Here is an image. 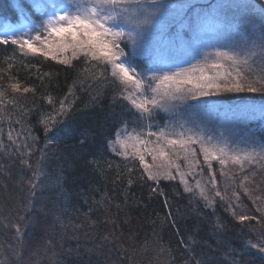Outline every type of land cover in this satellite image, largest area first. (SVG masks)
Segmentation results:
<instances>
[{
    "label": "snow or ice",
    "instance_id": "6c2138e0",
    "mask_svg": "<svg viewBox=\"0 0 264 264\" xmlns=\"http://www.w3.org/2000/svg\"><path fill=\"white\" fill-rule=\"evenodd\" d=\"M34 16L37 18L33 19ZM0 46L66 66L83 57L86 65L101 67L98 74L89 73L88 78L110 80L118 85L113 100L126 102L123 106L136 117L132 123L138 125L129 129V122L121 119L114 138L107 141L108 147L142 169L139 180L155 183L150 193L159 191L162 195L160 180H175L178 176L185 192L193 199L202 200L204 207L214 212L217 200L223 204L229 199L218 187L213 169L215 161L220 165L221 177H228L254 204L264 203L246 186L250 176L256 175L254 171L246 174V169L252 165L264 168V142L249 127L250 123H256L264 129V0H0ZM141 60L146 64L142 66ZM5 62L7 69H0V82L14 79L12 64L8 58ZM51 77L52 73L37 75L41 82ZM73 88L74 85L70 86L58 102L51 94L44 97L52 107L51 112L41 113L38 120L43 127L44 148L39 150L34 168L28 159L21 161L24 168L32 169V174L20 209L24 215H18L19 222L12 226L18 240H22L26 231L22 226L32 212L37 191L45 187L43 182L49 178L44 169L45 150L69 134L61 125L72 109L68 95L73 94ZM7 89L13 94L31 92L35 96L36 93L35 87L23 86L19 81L10 82ZM7 89L0 83V105L4 104ZM229 93L240 95L225 97ZM225 99L229 102L225 103ZM9 103L16 106L17 101L12 99ZM180 108L184 113L177 111ZM157 110L173 116L187 114L188 119L166 124L153 132L150 121ZM29 111L21 109L23 116ZM212 113L242 126L244 136L231 143L223 131L216 137L208 134L210 130L205 125L211 123L208 117ZM16 123L21 124L17 136L26 133L21 145L25 151L20 152L19 148L17 151L21 157H30L39 138L32 134L30 125L25 127L19 119ZM190 123L194 127H188ZM12 132L10 129L7 136L15 144ZM4 147L0 138V148ZM198 153L202 154L203 165L209 172L206 182ZM88 163L98 168L100 161L94 158ZM229 163L239 166L238 177L225 171ZM134 170L127 168L129 186L134 183L131 178ZM196 175L201 179L192 184L188 177ZM20 182H24L23 176ZM55 183L60 186L61 178L57 177ZM231 199L236 203H229L228 210L237 222L257 219L237 214L239 191L233 190ZM257 211L262 213L257 220L261 223L264 209L258 207ZM54 219L59 221L61 217L57 215ZM172 223L175 226V220ZM214 227L219 234L225 225L217 217ZM249 231L257 234L255 239H246L245 250L254 249L264 264V224L259 231L251 227ZM195 243L193 236H188L187 241L180 237V244L188 253L184 264H213V256L195 252ZM8 249L11 255H6L0 264H18L20 253L16 246L9 245ZM124 251L126 255L127 250ZM227 255L236 256V250L229 249ZM231 264L239 261L233 260Z\"/></svg>",
    "mask_w": 264,
    "mask_h": 264
},
{
    "label": "trees",
    "instance_id": "16d2710c",
    "mask_svg": "<svg viewBox=\"0 0 264 264\" xmlns=\"http://www.w3.org/2000/svg\"><path fill=\"white\" fill-rule=\"evenodd\" d=\"M6 58L12 64L14 79L9 81L5 78L0 83L7 89L10 82L19 81L23 86L35 87L36 93L35 96L31 92L13 94L7 89L4 104L0 105V138L5 145L0 148V246H3L0 247V261L11 255L8 246L15 245L20 253L18 264H184L188 253L180 244V237L187 241L188 236H193L195 252L203 251L213 256V264H231L233 260H238L239 264H261L254 249L245 250V241L255 239L257 234L250 232V227L259 231L264 224V221L257 223L262 216L257 208L264 209V203L257 201L254 204L241 189L231 184L228 177H221L217 162L213 161L217 184L229 199L223 204L217 200L213 212L204 207L202 200L193 199L185 192L178 176L175 180H160L162 195L159 191L150 193V188L156 185L137 178L142 169L109 149L107 141L114 138L121 119L129 122V129L138 125L132 123L136 117L123 106L126 102L113 100L119 91L118 85L110 80L88 78L89 73L98 74L101 67L86 65L83 57L74 60L72 66H66L51 59L24 56L19 51L14 53L12 47L0 46V69H7ZM140 63L142 66L145 64L143 60ZM44 73H52V77L41 82L37 75ZM73 85V94L68 95V100L73 102L72 109L61 125L69 134L45 150L44 169L49 178L43 182L45 187L37 191L32 212L22 226L26 231L22 240H18L12 226L19 222L18 215H24L20 209L32 174V169L24 168L21 161L28 159L34 168L40 156L39 150L44 148L43 127L38 120L41 113L52 111L44 97L51 94L58 102ZM224 95L233 97L240 94ZM12 99L17 101L16 106L9 103ZM22 108L30 110L26 116L22 115ZM18 119L25 127L30 125L32 134L39 138L30 157L20 156V152L25 151L21 145L26 133L17 136L21 132V124L16 123ZM164 122L157 110L150 121L154 125L151 131H158ZM249 127L254 128L256 136L264 142V129L256 123H250ZM207 128L210 130L208 134H217L214 126ZM10 129L13 130L15 144L8 140ZM235 131L233 135L227 134L231 136V143L239 141L245 133L239 124ZM82 139L84 144L80 143ZM94 158L100 161L98 168L88 163ZM198 159L204 167L203 182H206L208 169L203 165V159ZM127 168L135 169L131 175L134 181L131 186L127 183ZM238 169V165L231 163L225 171L238 177ZM252 171L256 175L250 176V183L246 186L253 190L254 197L259 196L264 201V168L252 165L246 169V174L250 175ZM22 176L23 183L20 182ZM57 177L61 178L60 186H56ZM198 179H201L199 175L188 177L192 184ZM233 190L241 193L237 214L257 219L240 224L233 218L228 210L229 203H236L231 199ZM57 215L61 217L59 221L54 219ZM217 217L225 225L219 234L214 227ZM172 220H175V226ZM229 249H235L237 255H227ZM124 250H127L126 255Z\"/></svg>",
    "mask_w": 264,
    "mask_h": 264
},
{
    "label": "rangeland",
    "instance_id": "374dc122",
    "mask_svg": "<svg viewBox=\"0 0 264 264\" xmlns=\"http://www.w3.org/2000/svg\"><path fill=\"white\" fill-rule=\"evenodd\" d=\"M144 62H145V64H146V61H144ZM158 111L160 112V114L163 116V118H164V120H165V122L161 124L160 128L165 127L166 124H170V123L178 122V121H180L181 119H188V117L186 116V114H184V115H175V116H173L172 114H170V113H166V112H164V111H162V110H158ZM177 111H179L180 113H183L182 111H184V109H183V108H180V109H178ZM212 115L214 116V118L212 119V116H211V115L208 117V119L211 121V123L206 124V125H207L206 127L212 125V126H214V128H215L216 130H218V131H217V134H216L214 137L218 136L219 133H220L221 131H223L224 136L230 141V137H231V136H229V135H227V134L233 135V134L236 132L235 130H237V124H236V123H230V122H227V121L225 120V118H224L223 116H221L219 113H212ZM197 119H202V118L197 117ZM188 127H194V126L190 123V124L188 125ZM232 129H234V130H232ZM243 136H244V135H243V133H242V137H243ZM232 142H233V141H232ZM117 147H118V146H117ZM241 147H243V146L241 145ZM198 157H200V158L203 159L202 154H198ZM148 162H149V163L152 162V161H151V157H148ZM214 162H215V161H214ZM181 163L183 164V161H182V160H181ZM217 163H218V162H217ZM230 164H231V163H229V164L226 166L225 169H228V166H229ZM206 167H207V166H206ZM173 171H174V170H173ZM174 174H175V172H174Z\"/></svg>",
    "mask_w": 264,
    "mask_h": 264
}]
</instances>
